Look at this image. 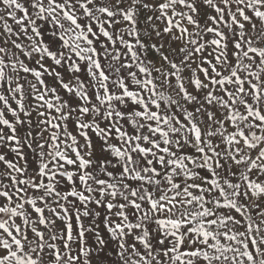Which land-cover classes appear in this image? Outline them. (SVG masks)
Here are the masks:
<instances>
[{
  "label": "snow or ice",
  "instance_id": "6c2138e0",
  "mask_svg": "<svg viewBox=\"0 0 264 264\" xmlns=\"http://www.w3.org/2000/svg\"><path fill=\"white\" fill-rule=\"evenodd\" d=\"M0 264H264V0H0Z\"/></svg>",
  "mask_w": 264,
  "mask_h": 264
}]
</instances>
